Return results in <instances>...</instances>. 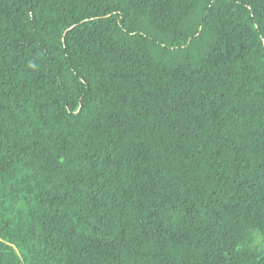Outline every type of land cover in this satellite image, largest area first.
I'll list each match as a JSON object with an SVG mask.
<instances>
[{"label":"trees","instance_id":"trees-1","mask_svg":"<svg viewBox=\"0 0 264 264\" xmlns=\"http://www.w3.org/2000/svg\"><path fill=\"white\" fill-rule=\"evenodd\" d=\"M0 264H264V0H0Z\"/></svg>","mask_w":264,"mask_h":264}]
</instances>
